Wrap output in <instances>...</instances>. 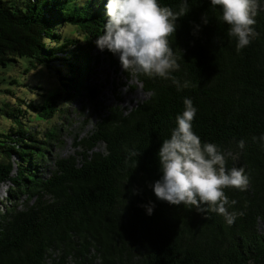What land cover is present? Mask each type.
I'll list each match as a JSON object with an SVG mask.
<instances>
[{
	"label": "trees",
	"instance_id": "16d2710c",
	"mask_svg": "<svg viewBox=\"0 0 264 264\" xmlns=\"http://www.w3.org/2000/svg\"><path fill=\"white\" fill-rule=\"evenodd\" d=\"M159 2L178 11L183 0ZM107 3L0 0V83L17 85H0V183H10V204L0 212V264H264V10L256 17L258 35L237 53L222 9L189 0L169 39L180 65L173 75L190 86L178 91L171 80L128 72L146 97L131 108L110 106L77 140L81 151L48 162L62 126L34 121H52L63 111L60 102L84 85L89 46L106 30ZM67 26L73 30L64 32ZM38 65L55 69L60 84L27 99L24 81L11 71ZM185 97L198 109L193 129L202 141L219 146L228 169L244 167L250 176L247 191L226 190L237 201L229 211L243 213L232 225L215 213L206 218L169 205L151 187L162 175L158 151Z\"/></svg>",
	"mask_w": 264,
	"mask_h": 264
},
{
	"label": "clouds",
	"instance_id": "9594fccd",
	"mask_svg": "<svg viewBox=\"0 0 264 264\" xmlns=\"http://www.w3.org/2000/svg\"><path fill=\"white\" fill-rule=\"evenodd\" d=\"M217 6L222 9L223 22L229 26L227 35L237 41L239 53L258 35L254 26L257 15L264 10L261 0H211V7ZM106 9V31L96 42L101 51L107 49L118 55L127 73L171 80L178 91L190 86L188 81L181 85L173 75L180 65L169 39L177 31L178 20L189 13V0H183L178 11L162 6L159 0H108ZM203 22L208 23L206 14ZM183 104L182 114L176 116V126L158 151L162 175L151 187L157 199L169 205L190 206L206 214V218L208 213H215L232 225L243 213L229 211L237 201L230 200L226 190L247 191L250 176L244 167H226V154L219 146L202 141L194 131L198 109L192 99L185 97ZM257 139L253 137L254 141ZM259 139L264 140V135ZM238 146L243 149L244 141ZM139 154L130 152V156ZM145 207L147 214H153L154 204Z\"/></svg>",
	"mask_w": 264,
	"mask_h": 264
},
{
	"label": "rangeland",
	"instance_id": "374dc122",
	"mask_svg": "<svg viewBox=\"0 0 264 264\" xmlns=\"http://www.w3.org/2000/svg\"><path fill=\"white\" fill-rule=\"evenodd\" d=\"M71 29L72 27L67 26L64 32H71ZM77 35L81 39L84 38L82 31H78ZM98 38L93 39V43L89 46L90 68L85 75L84 85L75 89L71 97L67 95V98L60 102L63 111L59 112L52 121H34L42 122L38 123L42 125L46 124L44 122H55L62 126L60 140H55L49 148L48 162L51 164L56 157L76 155L81 151L84 147L77 144V140L87 137L94 131L98 117L107 112L110 106L118 103L131 108L138 100L146 97L142 83L135 77L128 76L120 64L118 55L107 49L103 51L99 49L96 43ZM54 70L38 65L35 69L25 71V66H16L11 73L20 81H24L25 85L22 86L20 93L29 99L41 98L42 93H37L38 91H51L52 85L60 84L58 74ZM0 85L17 87L15 83L9 82V79L1 81ZM98 147L103 148L104 145L101 143ZM9 184V182L0 183V212L10 204L5 197ZM25 202V195H22L19 207H23Z\"/></svg>",
	"mask_w": 264,
	"mask_h": 264
}]
</instances>
